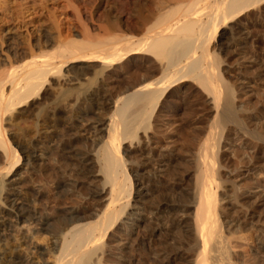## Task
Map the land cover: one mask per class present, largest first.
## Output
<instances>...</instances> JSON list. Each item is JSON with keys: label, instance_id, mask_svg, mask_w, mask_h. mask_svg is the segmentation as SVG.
<instances>
[{"label": "bare ground", "instance_id": "bare-ground-1", "mask_svg": "<svg viewBox=\"0 0 264 264\" xmlns=\"http://www.w3.org/2000/svg\"><path fill=\"white\" fill-rule=\"evenodd\" d=\"M129 1L39 0V12L27 6V17L23 15V20L13 17L22 21L20 27L15 21L16 24L0 30V264H35L30 257L24 258L17 252V245L8 235V217L12 216L20 224L34 218L33 211L28 209L27 201L20 193H9V187L16 183L14 178L18 176V172H14L21 160L5 128L6 124L13 121L12 114L17 112L16 120L25 124L29 119H26L27 111H24L26 108L22 110L23 107H29L28 111L36 108L39 112V130L34 133L36 138L32 146L23 151L31 159L39 149L58 138L60 127L64 131H76L73 133L93 131L97 137L109 122L107 140L98 152L104 188L90 187L84 206L71 209L64 222V216L61 222L56 220L57 224L52 231L54 234H51L52 239L59 242L55 241L54 244H59V247L53 253V263L109 264L112 257L119 256V252L124 251L122 243L125 241L122 242V238L128 241L127 238L135 228V214L129 212L134 206L131 204L133 178L122 155L123 145L127 141L134 142L140 131L149 132L156 121L153 115L163 99L173 96L175 89L180 91L188 81H194L199 85L197 87H201L199 90L205 94L206 102L215 114V121L201 149V159L199 158V201L194 209V222L183 234L187 242L180 243V248L192 252V257H195L193 264L241 263H238L241 258L236 254V238L232 229L239 220L235 221L229 215L232 205L221 204L223 192H228L225 189L227 179L223 173L225 159L221 143L224 129L234 121L238 91L229 82V72L223 68L224 61L220 55L236 45L252 42L254 38L251 30L260 26L254 23V17H257L264 0H145V3L140 0L137 6L134 4V9L129 6H133ZM0 4V21L8 24V2L0 0ZM108 4L109 11L106 9ZM104 9L107 12L103 13ZM221 29H226L234 42L231 40L232 44H225L220 40L216 48L221 53H218L220 51H215L212 44ZM21 31H25L28 38ZM240 36L243 38L240 39ZM200 52L201 56L198 55ZM153 56L160 59V64L163 62L161 60L167 62V66L163 64L166 67L159 68L163 70L161 78H153L155 73L152 75L143 72L145 76L139 78L136 72L139 79L132 75L136 80H131L130 83L128 81V84L124 82L126 85L118 86L115 91L108 88L110 84L105 77L109 79L110 75L106 76V72L127 68L129 64L145 61L148 57L151 60L150 57ZM153 62L156 63V59ZM157 72L159 73L158 70ZM67 73L72 76L69 78ZM65 79L69 82L68 88L62 85ZM71 102L74 103L72 106L69 104ZM76 104H84L85 113L93 116L94 123L88 125L89 129L76 124L75 112L68 113L69 109L66 112L68 114L63 112L66 105L77 109ZM113 104L115 110H111ZM32 121L36 122L35 119ZM29 135L28 137L31 136ZM143 136L145 141H151L150 136ZM142 143L143 140L138 138L137 144L140 146ZM71 150L66 154L65 162L59 165L62 173L67 178L83 175L85 181L93 184L97 176L89 173L87 166L89 161L92 165V158L80 154L78 150ZM258 153L262 155L264 148H259ZM138 173L137 171V176ZM58 184L61 189L67 185V181L60 180ZM2 201L11 204V211H4ZM53 226L52 224L51 227ZM119 228L121 229L117 230ZM239 246L241 248L242 245ZM117 261L113 260L112 263L121 264Z\"/></svg>", "mask_w": 264, "mask_h": 264}, {"label": "rangeland", "instance_id": "rangeland-1", "mask_svg": "<svg viewBox=\"0 0 264 264\" xmlns=\"http://www.w3.org/2000/svg\"><path fill=\"white\" fill-rule=\"evenodd\" d=\"M27 1L7 0L10 18L7 20L8 24H3L0 21V26L2 25L0 30L5 26L14 25L16 22V25L20 27L22 18L27 17L26 14L28 13L26 12L29 11L27 6L35 8L36 11L41 9L38 6L39 0ZM138 2L140 0H130L129 3L133 4V6L129 4L131 9L136 8L137 4H139ZM142 2L145 3V0H142ZM32 4L37 5H34V7ZM109 8L110 6L106 8L107 11H109ZM259 8L261 10L258 15L256 14L257 17H254V23H258L260 26L251 30V35L254 38L252 42H247V44L241 43L221 53L220 49H217L220 40L225 44H232V41L234 42V38L226 33L227 30L221 29L212 44V47H215V51H220L218 53H221L220 58L224 61L222 66L228 69L227 71L229 72L228 80L236 86L238 91L237 98L235 99L236 111L233 116L234 121L228 125V129H224L221 143V152L225 159L223 173L226 174L227 179L225 189L228 191L223 192L224 196L221 197V204L224 206L232 205L229 208V215H232L231 218H234L235 221L239 220V222H236L232 226V229L235 233L233 236L236 238V254L238 253V257L240 256L241 258H238V260L240 259L238 263L246 262L243 264L264 263V153L262 155L258 153L259 148H264V5H261ZM104 10L102 11L103 13L107 12ZM16 13L20 14V16ZM15 16L21 20L13 19ZM9 20L10 22H8ZM135 27L136 25L134 24ZM20 33L28 38L25 31H21ZM133 35H136L135 32ZM242 38L243 36H240V39ZM238 39L239 36L236 37L237 41ZM198 55L201 56L202 52ZM150 59L148 57L145 61L140 60L129 64L127 68H116L115 70L106 72V76L110 75L109 79L105 77L110 84L108 88L115 91V88L117 89L118 86L126 85L128 81L130 83L131 80H136L135 78H142L145 76L144 74L151 73L153 75L155 73V75H158L156 77L153 75V78H161L163 70L159 68L166 67L167 62L161 60L163 62L160 64V59L157 60L158 58H154V56L150 57ZM152 59L153 61L156 59L159 63L153 62ZM160 65L163 66L159 67ZM139 71L142 76H140ZM136 72L139 78L136 76ZM132 75L135 78H132ZM67 76L70 78L72 75L67 73ZM107 82L106 84L109 85ZM68 83L66 79L63 80V87L68 88ZM197 86L199 85L196 82L188 81L180 88V91L178 88V90L175 89L174 95L163 99L162 104L155 112L156 114L154 113L153 117L155 116L154 118H156L152 128L154 130L150 129L152 132L144 131L143 133L140 131V135L137 136L136 140H133L135 143L130 141L132 142L130 144L127 141L123 145L122 155L127 162V168L129 167L128 170L133 178L131 204L134 206L130 208L129 212L135 214V228L130 237L127 238L128 241L122 238V242L125 241L124 243L121 242L124 251L119 252L120 255H117L118 257L114 256L115 259L112 257L109 264H114L112 263L113 260H118L121 264H193L195 261V257H192V252L190 250L183 251L180 245L187 242L183 234L188 231V226L194 222V209H196L199 201L198 187L200 183L198 182L200 180L198 179L200 176L198 165L201 159V149L208 139L215 121V114L206 102L205 94L201 93V89L199 90L201 87ZM69 104L72 106L74 103L71 102ZM76 106L77 109L74 107L69 108L66 105L63 107V112L65 114L75 112L77 114V118L74 114V118L77 120H75L76 124L83 128H87L88 125L94 123L93 116H88L85 113L84 107L86 106L84 104H76ZM28 108L27 106L22 108V110L25 109L24 111H27L25 112L26 119H29L25 123L27 126L19 119L16 120V117H18L16 116V112L11 115L13 116L11 118L14 125L10 121V123L5 125V128L8 138L12 140L11 143L18 150L21 158L14 172H18V176L14 178L16 183L14 186L9 187L11 191L9 193H20L19 195L27 201L28 209L33 211L34 218L22 224L17 222L12 216L8 217V219L12 218L9 219L10 222L6 218L7 223L10 225H8V230L10 231L8 235L10 234L9 237L17 245L16 250H18L17 252L22 257H30L35 264H55L53 263L55 260L53 261L54 258L52 256H54L53 253L56 252L55 249L59 247V244H56L57 246L54 244L55 241L56 243L59 242L52 239L53 236L51 234H54L52 231H54L55 224H57L56 220L61 222V218L64 216L62 218V222H64V218L67 219L71 209L83 207L88 200L90 187L92 189L104 188V178L100 171L102 164L99 162L100 157L98 156L100 155L98 152L105 143L104 141L107 140L106 130L109 122L106 123L102 128V133L97 137L94 136L93 131L90 133L88 131L87 133L86 131L73 133L76 131L68 132L65 130L66 133L60 127L58 138L49 144L47 143L45 148L42 146L43 149H39L34 158L31 159L23 151L27 147L32 146L34 138H36V134L34 133L39 130L37 125L39 112L36 108H31L32 110L28 111ZM68 109L70 112H68ZM33 110L36 111L34 112ZM111 110H115V104H113ZM50 112L52 113V111ZM34 119L36 122L32 121ZM17 122L18 124H16ZM32 129L33 131H31ZM17 132L18 134H16ZM28 133H31V136ZM24 134L26 137H24ZM143 134L148 137L150 136L151 141H145ZM138 138L139 140H143L140 146L137 144ZM99 141L100 143H98ZM27 143L30 144L28 145ZM71 149L78 150L77 152H80V154H85L90 159L92 158L93 166L90 161L87 166L89 173L97 176L93 184L85 181L86 179L84 180L83 175L67 178L62 173L63 171L59 165L65 162L66 154ZM137 171L139 172L138 176ZM135 176L137 177L135 178ZM60 180L67 181V185L63 188L61 187V189L58 184ZM95 181H97V184ZM139 183L141 186H139ZM52 198L54 199L52 200ZM55 199L57 200L54 201ZM2 203L4 211H11L10 209L12 208H10L11 204L9 202L2 201ZM52 224L54 225L53 227H51ZM48 229L52 230L49 231ZM237 238H240V240ZM236 240L237 242H241L237 243ZM240 244L242 245L241 248ZM183 256L186 257L184 258Z\"/></svg>", "mask_w": 264, "mask_h": 264}]
</instances>
